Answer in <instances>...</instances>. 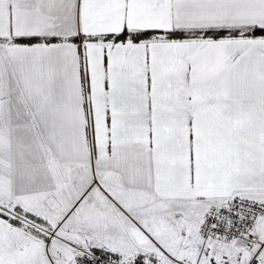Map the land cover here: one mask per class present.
<instances>
[{"label":"snow or ice","instance_id":"obj_1","mask_svg":"<svg viewBox=\"0 0 264 264\" xmlns=\"http://www.w3.org/2000/svg\"><path fill=\"white\" fill-rule=\"evenodd\" d=\"M0 264H264V0H0Z\"/></svg>","mask_w":264,"mask_h":264}]
</instances>
